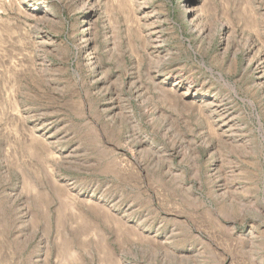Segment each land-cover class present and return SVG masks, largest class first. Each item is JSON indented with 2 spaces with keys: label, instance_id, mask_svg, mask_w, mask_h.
Wrapping results in <instances>:
<instances>
[{
  "label": "rangeland",
  "instance_id": "374dc122",
  "mask_svg": "<svg viewBox=\"0 0 264 264\" xmlns=\"http://www.w3.org/2000/svg\"><path fill=\"white\" fill-rule=\"evenodd\" d=\"M0 264H264V0H0Z\"/></svg>",
  "mask_w": 264,
  "mask_h": 264
}]
</instances>
